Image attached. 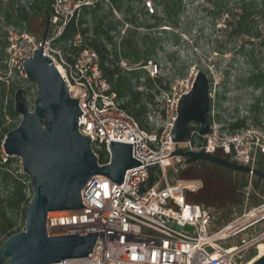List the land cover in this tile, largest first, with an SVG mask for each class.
Returning a JSON list of instances; mask_svg holds the SVG:
<instances>
[{"label": "built area", "instance_id": "1", "mask_svg": "<svg viewBox=\"0 0 264 264\" xmlns=\"http://www.w3.org/2000/svg\"><path fill=\"white\" fill-rule=\"evenodd\" d=\"M95 1L52 0L47 36L42 44L41 37L36 39L26 30L6 27L7 67L16 68L24 76L21 62L42 46L70 96L78 98L83 112L82 119L78 118L79 132L89 137L97 158L100 149L106 150L108 160L103 164L109 163L110 140L133 143L132 156L142 162L127 169L120 184L102 175L91 178L81 190L84 207L47 214L49 235L98 232L87 256L57 264H249L254 260V256L247 260L250 252L257 254L260 245L264 248V200L251 202L252 172L247 174V185L240 189L239 209L233 207L231 217L224 221L222 209L189 202L187 194L199 187L169 180L167 169L178 171L180 157H172L171 152L180 144L184 150H203L251 169L258 168L259 163L264 164V124L230 130L218 119L210 97L208 133L201 136L199 124L192 123L189 137L175 144L171 130L178 102L190 91L193 79L176 80L156 96L155 107L149 105L147 113L150 129L141 128L103 77L98 53L90 48L78 49L79 35L61 40L68 22ZM102 1L110 4L109 0ZM152 4L151 0L145 1L144 7L150 13ZM144 67L150 76L158 72L155 62L148 61ZM152 173L154 179L150 181Z\"/></svg>", "mask_w": 264, "mask_h": 264}, {"label": "trees", "instance_id": "2", "mask_svg": "<svg viewBox=\"0 0 264 264\" xmlns=\"http://www.w3.org/2000/svg\"><path fill=\"white\" fill-rule=\"evenodd\" d=\"M109 1L111 5L107 4V9L104 8L105 3L102 0H96L93 6L83 7L78 16L68 22L61 40L68 41L79 35L81 42L78 49L90 48L98 53L101 73L110 83L111 90L122 101L121 106L134 117L141 128L149 130L147 123L149 105L156 104L155 97L169 89V82L165 77L157 74L150 76L144 66L148 61L154 62L157 50L163 49L162 34L173 33L162 27L178 26L179 14L183 10V0H153L155 11L149 13L145 7L139 9L138 13L144 17L133 13L131 4L133 0ZM205 1L211 6L208 9L210 18L216 19L225 15L224 30L235 38L246 36L245 42L251 45L247 49L243 43L237 51L249 67L247 74L239 80L259 91L248 106V111L253 122L261 125L258 114L261 110L260 103L264 98V70L262 58L257 57L254 52L253 40H256L257 45L264 46V0H238V8L233 13L222 9L221 0ZM51 4L52 0H23V3L18 0H0V244L10 235L22 230L17 217L20 216L23 222L25 221L26 207L32 196L29 178L19 172V168H13L18 159L6 156L2 150L6 133L20 122L13 109L12 97L5 99L7 92L11 95L14 92V85L5 78L7 65L2 64L8 44L7 32L2 28L12 26L30 31L29 24L32 19L45 18L46 13L51 15ZM113 8L123 13L122 20L114 17ZM256 20L261 22L263 27L256 25ZM125 23L128 26L121 34L118 26H123ZM219 51L223 52L221 49ZM121 60L126 61L127 68L119 66ZM13 70L19 72L16 68ZM30 82L34 86L32 81ZM224 98L221 95L218 100ZM217 117L220 119L219 115ZM246 118L230 123L229 129L236 130L246 126ZM97 154L100 164L108 160L105 149H100ZM190 164L197 167L206 165L221 173H233L240 176L236 181H230L231 190L225 192L221 186L226 179H222L217 173L210 172L207 178L202 176L204 185L200 188L199 194L192 197L188 195L193 192L187 194L189 202L222 209L223 220H228L231 217L232 207L238 204L237 202L241 204L242 197L238 189L247 185L248 175L205 161ZM258 168L264 171V164L259 163ZM153 179L152 173L150 181ZM251 183L255 189H260L264 179L252 175ZM255 254V251H251L247 260Z\"/></svg>", "mask_w": 264, "mask_h": 264}, {"label": "water", "instance_id": "3", "mask_svg": "<svg viewBox=\"0 0 264 264\" xmlns=\"http://www.w3.org/2000/svg\"><path fill=\"white\" fill-rule=\"evenodd\" d=\"M49 14L41 44L47 36ZM25 78L32 81L36 94L33 106L27 90L14 92L13 109L21 118L2 142L6 156L21 160V170L29 178L32 196L25 211L24 229L0 244V264H57L65 259L87 256L98 232L49 235L47 214L52 211L76 210L84 207L81 190L94 176L102 175L120 184L129 168L142 162L132 156V144L110 140L109 163L100 164L91 149L89 137L78 130L83 113L78 98L71 97L68 87L42 46L21 62ZM209 81L203 71L194 78L190 91L183 94L177 106V117L171 130L175 144L190 135V124H199V134L209 131ZM172 157L184 158L185 164L209 162L240 173L264 179L259 168L238 164L215 154L175 147ZM249 264H264V253Z\"/></svg>", "mask_w": 264, "mask_h": 264}, {"label": "rangeland", "instance_id": "4", "mask_svg": "<svg viewBox=\"0 0 264 264\" xmlns=\"http://www.w3.org/2000/svg\"><path fill=\"white\" fill-rule=\"evenodd\" d=\"M18 1L23 3V0ZM145 1L148 0H133L131 2L133 13L139 17H144L141 16L138 11L144 7ZM151 1L153 3V10L155 11L156 7L154 6V1ZM221 3L222 9L225 11L233 13L238 8V0H221ZM210 7V4L205 0H183V10L179 14L178 26L175 28L169 26L162 27L169 29L173 33H164L161 36V45L163 49L157 50V54L153 59V61L158 64L157 75L165 77L170 85L176 80L191 82L199 71H203L209 81L210 97L214 101L215 112L220 116L221 122L225 124V127L237 119L244 117H247L246 125L260 126L253 122L248 111V106L252 103L253 97L259 94V91L254 90L249 85L239 80L247 74L249 67L237 51L243 43H245L247 49H249L251 45L245 42L247 39L246 36L235 38L224 30L223 19L226 18L225 15L216 19L210 18L208 15V9ZM104 8L107 9V5L104 4ZM258 8H260L259 5ZM113 14L114 17L119 20L124 18L123 13L119 10H113ZM256 25L263 27L258 20H256ZM44 26L45 18H34L30 21V31L28 32L38 39L43 33ZM2 29L6 31L5 27ZM15 29L21 30L19 27H15ZM118 29L120 33L123 34L126 26H118ZM253 41L254 52L257 57L260 59L262 58V68L264 70V46L257 45L256 40ZM220 49L223 52H220ZM121 61L119 62L120 67H124L123 64L127 66L125 60ZM2 64H5L4 60ZM5 78H7L10 83H13L14 92L18 88L27 90V97L30 102V107H32L33 99L36 94L35 86H32L31 82L27 80L25 76L21 75L20 72L14 71L13 68L7 67V75ZM14 92L12 95L7 92L5 99L7 100L12 97L13 100ZM221 95L225 98L218 100V97ZM155 101H157L156 97ZM260 107L261 110L258 114V119L261 121V125H263L264 98L260 103ZM20 118L21 117L18 115V119ZM179 147H183V144H180ZM17 159L18 162L13 165V168H19V172L22 173L21 160L19 158ZM179 159L181 161L180 164H178L177 160L173 161L175 165L178 164V171L174 173L173 167H169L167 169V176L168 179L173 182L199 187L196 192L188 195L190 197L200 193V188L204 185L202 176L207 178V174L210 172L217 173L221 175L220 177L222 179H226L221 186L222 190L225 192L231 190V180L236 181L240 178L239 175L221 173L206 165L197 167L191 164H185L183 158ZM240 189H238V193L240 197H242ZM263 200L264 184L260 189H255L253 186L251 191V202L259 203ZM237 203L238 204L234 205L235 209H238L239 206L237 207V205H240L239 202ZM17 221L23 230L24 222L20 216L17 217ZM263 253L264 248L262 246V250H259L254 257H258Z\"/></svg>", "mask_w": 264, "mask_h": 264}, {"label": "bare ground", "instance_id": "5", "mask_svg": "<svg viewBox=\"0 0 264 264\" xmlns=\"http://www.w3.org/2000/svg\"><path fill=\"white\" fill-rule=\"evenodd\" d=\"M259 250H262V246H261V245L259 246ZM259 256H260V255H259ZM259 256H258V257H259ZM255 258H257V256L254 257L253 259H255Z\"/></svg>", "mask_w": 264, "mask_h": 264}]
</instances>
